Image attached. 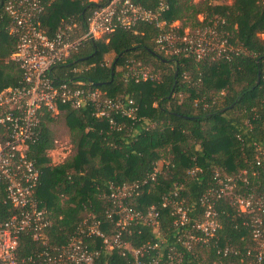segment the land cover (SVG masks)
<instances>
[{"label": "trees", "instance_id": "1", "mask_svg": "<svg viewBox=\"0 0 264 264\" xmlns=\"http://www.w3.org/2000/svg\"><path fill=\"white\" fill-rule=\"evenodd\" d=\"M146 9H156L160 0H133ZM161 18L164 28L178 21L185 28H210L232 50L197 58L191 53H165L157 47L159 28L140 22L133 29H117L99 39L84 40L65 61L51 69L54 81L82 78L114 98L130 97L136 106L135 118L116 117L119 127L91 114L90 109H74L61 104L72 152L62 162L49 163L48 151L56 139L50 124L56 117L42 108L36 139L27 156L39 171L41 181L36 196L51 218L50 243L61 244L87 215L100 218L106 230L104 212L109 207L108 186L142 182V191L130 203L145 211L155 204L160 211L159 228L166 235L160 264L166 260L167 246L174 244L169 206H161L165 194L178 192L184 205L194 211L199 195L211 184L214 171L222 175L246 173L238 181L239 192L264 194V0H165ZM108 0H49L41 15V26L52 35L62 19L82 20ZM202 15V19L198 18ZM9 16L0 0V90L22 82V71L9 59L16 37L9 34ZM113 52L109 65L102 60ZM154 52V53H153ZM91 64V66H88ZM149 65L152 79L136 81L133 70ZM157 167V168H156ZM156 168V171H155ZM155 172L154 178L150 175ZM243 175V177H244ZM0 183V211L7 209ZM221 227L208 244L184 251L172 264H243L240 255L223 254L219 248L233 246L240 253L251 247L246 213L238 212L228 199L216 205ZM189 210V212L191 211ZM113 225V224H111ZM110 226V225H109ZM112 227V226H111ZM135 248L157 240L153 228L137 222L124 233ZM99 242V241H98ZM33 249L24 239L20 253ZM132 256L116 249L102 253V264H127Z\"/></svg>", "mask_w": 264, "mask_h": 264}, {"label": "built area", "instance_id": "2", "mask_svg": "<svg viewBox=\"0 0 264 264\" xmlns=\"http://www.w3.org/2000/svg\"><path fill=\"white\" fill-rule=\"evenodd\" d=\"M48 3L49 0H4V10L9 16L7 30L16 37V47L9 59L21 69L22 82L0 90V183L8 206L4 212L0 211V264H102V253L111 249L123 256L129 253L132 258L127 264H160L167 240L159 228L160 211L155 204L143 211L130 203L147 180L122 185L110 183L106 195L109 207L104 212V220L110 226L105 230L102 220L89 214L65 242L53 245L48 233L51 218L36 196L41 173L27 151L36 139L42 108L53 115L59 112L61 104L74 109L88 108L93 116L105 119L111 127H119L117 116L135 118L136 106L130 97H110L82 78L58 82L52 79V67L65 61L84 40L94 41L117 29H133L140 22H149L160 30L155 38L159 49L202 58L213 49L209 45L213 38L205 35L203 30L207 28L194 32L185 28L179 33L178 21L164 28L161 15L168 6L165 0H160L154 10L143 8L133 0H108L105 5L90 10L84 23L76 17L62 19L49 35L41 26V15ZM220 42V47H214L217 53L226 48L232 50L224 40ZM132 76L136 81L154 77L141 65L133 70ZM257 164L264 165V158L257 157ZM245 173L242 170L222 175L214 171L213 184L198 197L199 211L193 212L192 207L184 205L178 192L165 194L161 206L170 207L176 231L174 244L191 250L214 240L221 227L216 205L227 198L238 212L247 214L244 223L250 227L252 245L242 254L233 246L219 248L218 252L240 255L239 262L243 264H264V194L238 191V181L246 180L242 178ZM154 175L155 172L150 178ZM137 222L151 226L157 240L131 247L124 233ZM24 239L31 241L33 249L23 254L20 247ZM174 244L167 246L162 264H172L183 256L184 251Z\"/></svg>", "mask_w": 264, "mask_h": 264}, {"label": "rangeland", "instance_id": "3", "mask_svg": "<svg viewBox=\"0 0 264 264\" xmlns=\"http://www.w3.org/2000/svg\"><path fill=\"white\" fill-rule=\"evenodd\" d=\"M201 0H192L194 3H198ZM232 0H214L212 1L213 3H230ZM198 18L202 19V15L198 14ZM199 29V28H198ZM195 29L194 31H196ZM201 30V29H200ZM193 31V32H194ZM206 31V36L213 38L212 42L209 44L210 47H220V39L216 33L210 32L212 29H206L203 30ZM214 31V30H213ZM260 37L264 39V33H260ZM113 52H107L103 56V64L104 65H109L113 59ZM147 70L149 71L151 66L145 65ZM54 121L50 124L54 137L56 139L55 146L48 151V157H49V163L51 165H55L59 162H62L67 156H69L72 152V144L69 140V135H68V130L65 124V121L63 119V115L55 114ZM242 178H245L242 176Z\"/></svg>", "mask_w": 264, "mask_h": 264}, {"label": "water", "instance_id": "4", "mask_svg": "<svg viewBox=\"0 0 264 264\" xmlns=\"http://www.w3.org/2000/svg\"><path fill=\"white\" fill-rule=\"evenodd\" d=\"M154 53V52H153Z\"/></svg>", "mask_w": 264, "mask_h": 264}]
</instances>
